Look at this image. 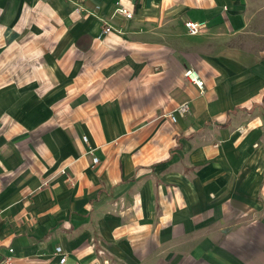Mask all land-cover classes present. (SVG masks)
I'll use <instances>...</instances> for the list:
<instances>
[{
  "label": "crops",
  "instance_id": "1",
  "mask_svg": "<svg viewBox=\"0 0 264 264\" xmlns=\"http://www.w3.org/2000/svg\"><path fill=\"white\" fill-rule=\"evenodd\" d=\"M56 246L264 264V0H0V257Z\"/></svg>",
  "mask_w": 264,
  "mask_h": 264
},
{
  "label": "built area",
  "instance_id": "2",
  "mask_svg": "<svg viewBox=\"0 0 264 264\" xmlns=\"http://www.w3.org/2000/svg\"><path fill=\"white\" fill-rule=\"evenodd\" d=\"M117 11L123 14L126 18H130L132 16V12L128 11L126 8L121 7V8H118ZM184 25L186 27L187 32L191 35H196L200 33L201 30L204 28V23L194 22V21H186ZM110 31H111V27L109 25L103 27L100 32V37L109 33ZM185 75L189 77L190 80L194 82L200 89L202 88L203 82L198 78V75L195 72H192L191 70H187L185 72ZM189 110H190V107H189L188 102H182L177 107H175V109L172 112H170L166 116L170 118L172 122H176L177 116H184L185 114L189 112ZM82 140L84 143H87L88 141L87 136H82ZM93 151H94L93 148L88 146L86 153L93 155ZM92 163L93 165L97 164L98 158L93 156ZM65 169L66 168H62L61 173H65ZM9 253L10 254L12 253V249H9ZM55 254L60 256L59 264H64L66 262V255L63 254L62 248L60 246L55 247ZM0 264H16V263L14 262L12 255H5V256L0 257Z\"/></svg>",
  "mask_w": 264,
  "mask_h": 264
},
{
  "label": "rangeland",
  "instance_id": "3",
  "mask_svg": "<svg viewBox=\"0 0 264 264\" xmlns=\"http://www.w3.org/2000/svg\"><path fill=\"white\" fill-rule=\"evenodd\" d=\"M77 8H79V7H77ZM77 8H76V9H77Z\"/></svg>",
  "mask_w": 264,
  "mask_h": 264
}]
</instances>
